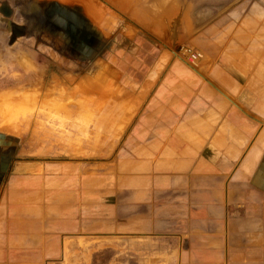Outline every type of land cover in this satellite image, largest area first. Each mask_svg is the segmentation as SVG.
<instances>
[{"label": "crops", "instance_id": "crops-1", "mask_svg": "<svg viewBox=\"0 0 264 264\" xmlns=\"http://www.w3.org/2000/svg\"><path fill=\"white\" fill-rule=\"evenodd\" d=\"M104 1L158 22L163 51L65 83L92 102L105 160L20 162L18 132L0 130V264H264V0L213 18Z\"/></svg>", "mask_w": 264, "mask_h": 264}, {"label": "rangeland", "instance_id": "rangeland-1", "mask_svg": "<svg viewBox=\"0 0 264 264\" xmlns=\"http://www.w3.org/2000/svg\"><path fill=\"white\" fill-rule=\"evenodd\" d=\"M94 1L87 0L90 16H85L59 0H0V32L14 34L20 44L10 48L8 35L0 37V99L6 100L4 110L0 107V125L11 124L22 140L17 161L43 164L101 156L105 160L103 156L111 150H95V141L103 137L101 144H105L107 134L103 126L93 125V116L87 114L88 106L93 109L92 102L78 94L84 91L82 84L65 83L92 76L101 63L124 68L126 61L157 60L163 51L158 22L151 20L155 28L145 29L129 22L126 15L116 14L104 0L98 5L101 9L94 7ZM243 1L252 0H138L141 3L136 5L140 10L150 8L151 17L170 12L175 5L213 18ZM70 27L72 31L79 28L73 34L80 41L72 38ZM184 49L192 48L180 45L175 55L189 60ZM79 141L82 144H77ZM109 257L103 255L102 264H107Z\"/></svg>", "mask_w": 264, "mask_h": 264}, {"label": "built area", "instance_id": "built-area-1", "mask_svg": "<svg viewBox=\"0 0 264 264\" xmlns=\"http://www.w3.org/2000/svg\"><path fill=\"white\" fill-rule=\"evenodd\" d=\"M183 51H185V53L188 55L189 57V61L192 64H196L197 62H199L202 59V54L192 50V49H184Z\"/></svg>", "mask_w": 264, "mask_h": 264}, {"label": "bare ground", "instance_id": "bare-ground-1", "mask_svg": "<svg viewBox=\"0 0 264 264\" xmlns=\"http://www.w3.org/2000/svg\"><path fill=\"white\" fill-rule=\"evenodd\" d=\"M185 52V51H184ZM186 54V53H185ZM35 87V86H34ZM37 89V88H36ZM29 92V91H28ZM27 92V93H28ZM35 92V91H34ZM30 93V92H29ZM36 93V92H35ZM35 97V96H34ZM27 97H25V99H26ZM17 100V99H16ZM53 100V99H52ZM5 102H6V100L4 99V100H2V99H0V107H1V105H2V107H1V109H3V105L5 104ZM24 102V101H23ZM35 102V101H34ZM40 102V101H39ZM25 103V102H24ZM24 103H21V104H24ZM52 103V102H51ZM11 104V103H10ZM35 104V103H34ZM39 104V103H38ZM17 105H18V103H17ZM43 105V104H42ZM11 107H13V106H11ZM18 107V106H17ZM30 107V106H29ZM40 107H41V105H40ZM48 107V106H47ZM51 107V106H50ZM14 109V108H13ZM4 110V109H3ZM4 113V112H3ZM2 113V114H3ZM10 114V113H9ZM9 114H8V117H9ZM13 117V116H12ZM7 118V117H6ZM49 119V118H48ZM0 130H3V131H5V132H9V133H13V131H12V129H11V124L9 125V124H6V125H3V124H1L0 125Z\"/></svg>", "mask_w": 264, "mask_h": 264}, {"label": "flooded vegetation", "instance_id": "flooded-vegetation-1", "mask_svg": "<svg viewBox=\"0 0 264 264\" xmlns=\"http://www.w3.org/2000/svg\"><path fill=\"white\" fill-rule=\"evenodd\" d=\"M3 10H4V9H3ZM71 26H73V25H71ZM70 30L72 31L73 29H71V27H70ZM78 31H79V28H77L76 31H72V34L75 33V32H78ZM74 35H75V34H73V37H72V38H73V39H74V38H77V42H78V40H79V41L81 40V39L79 38V36H78V37H77V36L75 37ZM73 39H72V40H73ZM74 40H76V39H74ZM74 40H73V41H74ZM74 42H75V41H74Z\"/></svg>", "mask_w": 264, "mask_h": 264}, {"label": "water", "instance_id": "water-1", "mask_svg": "<svg viewBox=\"0 0 264 264\" xmlns=\"http://www.w3.org/2000/svg\"><path fill=\"white\" fill-rule=\"evenodd\" d=\"M7 15H9V14H7Z\"/></svg>", "mask_w": 264, "mask_h": 264}]
</instances>
